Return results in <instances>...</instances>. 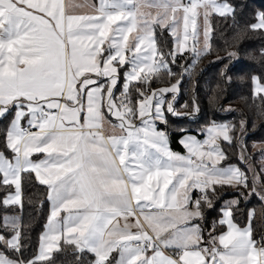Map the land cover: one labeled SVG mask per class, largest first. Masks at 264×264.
<instances>
[{
  "label": "snow or ice",
  "instance_id": "1",
  "mask_svg": "<svg viewBox=\"0 0 264 264\" xmlns=\"http://www.w3.org/2000/svg\"><path fill=\"white\" fill-rule=\"evenodd\" d=\"M66 7H90L92 13L69 14ZM144 8L158 11L153 16ZM181 11L182 36L175 15ZM235 12L227 0H84L75 5L72 0L68 5L64 0H0V119L13 114L4 138L11 157L0 150V188L7 191L0 206L22 210L24 174H34L46 186L50 202L46 231L30 259L24 258L19 217L0 218V264H54L53 253L64 250L62 241L72 246L79 264L85 254H91L87 264H264V239L253 238L254 210L246 227L234 223L239 200L225 203L207 239L200 223L225 186L264 201V190L257 189L258 182L264 189V176L249 166L250 186L240 167L221 166L228 157L218 140L228 146L235 140L241 163H247L242 135H230L234 126L213 122L206 139H181L187 150L181 155L170 149L167 132L156 123L167 125L165 111L179 115L165 95L176 99L189 69L182 66L176 74L170 64L190 50L195 65V58L210 49L209 17L235 19ZM200 15L204 48L194 44L189 49L190 36L199 42ZM154 26L168 28L174 37L175 47L167 54L157 47ZM248 28L264 30V12ZM133 32L134 43H129ZM161 73L179 78L152 89ZM252 80L254 95L264 94L261 78ZM106 123L112 128L108 136ZM40 153L45 158H32ZM193 190L199 195L192 196ZM217 224L227 230L213 235Z\"/></svg>",
  "mask_w": 264,
  "mask_h": 264
},
{
  "label": "trees",
  "instance_id": "2",
  "mask_svg": "<svg viewBox=\"0 0 264 264\" xmlns=\"http://www.w3.org/2000/svg\"><path fill=\"white\" fill-rule=\"evenodd\" d=\"M227 2L236 8L235 19L219 15L209 17L212 31L207 54L195 58V65L194 56L189 53H184L183 57L177 56L176 63L170 64L176 74H180L183 68L189 71L184 75L180 90L172 103L179 115L167 116V125L157 127L167 132L170 149L173 152H181L177 142L184 134L201 137L203 128L212 125L213 122L234 126L230 135L236 137L242 135L247 161L252 164V170L263 176L259 171L258 162L262 153L252 151V146L264 143V99L262 96L252 95L251 78L256 76L264 82V56L261 55L264 50V32L252 31L248 26L254 24L257 12H264V1L227 0ZM154 27L157 47L167 54L171 50L172 39L166 28ZM229 53L235 55L230 56ZM123 70L120 69L121 75ZM178 78L179 75L170 77L161 73L158 78H154L151 88L169 85ZM194 106H198L199 111H194ZM11 115L0 119V150H4L9 157L11 153L4 148V138ZM241 121H244L243 134L240 132ZM220 146L228 157L221 164H235L248 175V166L239 159L240 148L237 142L234 140L233 146L222 142ZM249 184L251 186V180ZM259 185L261 186L260 182ZM240 191L238 188L227 186L218 189L213 208L205 209V219L200 222L206 239L208 230L219 217L224 203L232 200H239L233 211L234 223L237 226L248 225L249 212L254 210L253 238L264 239V201L258 195H248V190H243L244 195H240ZM6 195L7 191L0 188V197ZM22 202V210L18 206L7 208L0 206V218L4 215L20 216L24 233V258L30 259L35 254L38 236L47 215V189L35 180L33 174H24ZM220 231L221 228L217 226L213 234ZM61 243L64 250L53 253L54 264H79L74 258L72 246ZM90 259L91 254H85L84 264Z\"/></svg>",
  "mask_w": 264,
  "mask_h": 264
},
{
  "label": "rangeland",
  "instance_id": "3",
  "mask_svg": "<svg viewBox=\"0 0 264 264\" xmlns=\"http://www.w3.org/2000/svg\"><path fill=\"white\" fill-rule=\"evenodd\" d=\"M183 2H185V3H187V0H183ZM218 2H220L219 0H218ZM158 11V10H157ZM156 11V12H157ZM199 11H201V13H202V9L201 10H199ZM156 12H154V13H152V15L153 16H155L156 15ZM259 12H257L256 13V19H255V22L254 23H256L257 22V14H258ZM176 15V18H177V20L180 22V25H181V36H182V34H183V22H182V18H183V12L181 11V12H178V13H176L175 14ZM212 15H216V14H212ZM171 22L172 21H169V24H171ZM196 24H197V32L199 33V36H198V43L196 42V41H193L192 39H191V36H190V38H189V40H188V47H189V49H191V47L195 44V46H196V48H197V50H203V48H204V43H203V41H204V36H203V30H204V22H203V16L202 15H200V16H198L197 17V20H196ZM262 32H264V30H261ZM189 32L191 33V26L189 27ZM175 47V45H174V37L172 36V47H171V50L173 49ZM184 53H189V54H193L190 50L189 51H186V52H184ZM123 72H124V70L122 71V75H121V77H122V79H121V82L123 81ZM176 81V80H175ZM175 81H173L172 83H175ZM172 83H170L169 85H164V86H159V87H156V88H154V89H160V88H164V87H169ZM251 92H252V95H254V84H253V80H252V78H251ZM118 95H119V93H117ZM173 93H167L166 95H165V99H166V101L167 102H171V103H173V100H172V97H173ZM176 95V94H175ZM255 96V95H254ZM261 96L262 97H264V94H261ZM165 108H166V105H165ZM165 115H166V117L167 116H170V117H174V115H172L171 113H167L166 111H165ZM176 116V115H175ZM137 123H139V121H136ZM157 123V126L158 125H163L162 123H160L159 121H157L156 122ZM221 124H224V123H221ZM211 125H208V126H206V127H204L203 128V130H202V132H201V137H198V136H195L198 140H204V139H206V136H205V132H206V130H207V128L208 127H210ZM185 136H187V135H184V136H182V137H180L179 138V140H178V145L180 146V148H181V152H175V153H178V154H181V155H187V150L183 147V145L180 143V141H181V139L183 138V137H185ZM194 136V135H193ZM223 141L222 140H218L217 141V143L220 145V143H222ZM252 151H257V152H260V153H262L261 155H260V158L258 159V162L260 163V168H259V171L262 169V168H264V143H259V144H253V146H252ZM231 165H235V164H231ZM246 165L248 166V177H249V180H251L252 181V176H253V172L252 171H249V166H251L252 164L251 163H249L248 161H247V163H246ZM221 166H228V165H222L221 164ZM235 166H237V165H235ZM251 169H252V166H251ZM242 170V169H241ZM243 171V170H242ZM263 174V176H264V173H262ZM257 189H258V191H261V190H264V189H262L261 188V186L259 185V182L257 183ZM225 204V203H224Z\"/></svg>",
  "mask_w": 264,
  "mask_h": 264
},
{
  "label": "crops",
  "instance_id": "4",
  "mask_svg": "<svg viewBox=\"0 0 264 264\" xmlns=\"http://www.w3.org/2000/svg\"><path fill=\"white\" fill-rule=\"evenodd\" d=\"M90 2L91 3H96L97 2V0H90ZM64 3H65V5H68V3H69V0H64ZM72 3H73V5H75V4H81V3H84V0H72ZM158 9H155V8H152V9H149V8H144V9H142V11H144L145 13H148V12H151V13H154V12H156ZM66 12H68L69 14H77V15H79V14H91L92 13V9L90 8V7H83V8H79V7H66ZM166 30H167V33L170 35V33H169V29L168 28H166ZM135 36H136V33L135 32H133V33H131V34H129V43H134V38H135ZM170 37H171V39H172V36L170 35ZM107 42H105V44H104V47L105 48H107ZM12 118H13V114L11 115V120H12ZM11 120H10V122H11ZM10 124V123H9ZM22 124L25 126V127H27V124H26V122H23L22 121ZM33 131H35V129H33ZM103 134L105 135V136H108V135H111L112 134V128H111V125L110 124H105L104 125V131H103ZM184 135H190V134H184ZM184 135H182V136H184ZM181 136V137H182ZM193 136V135H192ZM179 140V139H178ZM34 160H40V159H43V158H45L44 157V154L43 153H40V154H37V155H34L33 157H32ZM33 176H34V174H33ZM35 178V177H34ZM36 180V179H35ZM37 181V180H36ZM38 182V181H37ZM39 183V182H38ZM45 186V185H44ZM46 187V186H45ZM196 192H198L199 193V191L198 190H193V192L191 193V195L193 194V193H196ZM49 214H50V202L47 200V215H46V219H45V221H44V224H43V227H42V230H41V232H40V234H39V236H38V241H37V246H36V251H35V254H34V256L37 254V252H38V245H39V242H40V236L42 235V233H44L45 231H46V229H45V225H46V223H47V221H48V217H49ZM62 216L64 215L63 213L61 214ZM221 215H222V213H221V211H220V213H219V217L217 218V220L216 221H218L220 218H221ZM18 217H19V219H20V216L19 215H17ZM123 223V221H121V224ZM194 223H195V221H194ZM217 226L219 227V228H221V231L220 232H218V233H216V234H213V235H218V234H220L221 232H225L226 230H227V227H226V225H223V226H221V225H218L217 224ZM247 226V224L246 225H244V226H238V227H240V228H244V227H246ZM133 231H135V229H133ZM257 241H261V240H259V239H257ZM63 242V241H62ZM115 255V254H114Z\"/></svg>",
  "mask_w": 264,
  "mask_h": 264
},
{
  "label": "built area",
  "instance_id": "5",
  "mask_svg": "<svg viewBox=\"0 0 264 264\" xmlns=\"http://www.w3.org/2000/svg\"><path fill=\"white\" fill-rule=\"evenodd\" d=\"M197 195H199V193H198V192L194 193V195H193V196H197Z\"/></svg>",
  "mask_w": 264,
  "mask_h": 264
},
{
  "label": "water",
  "instance_id": "6",
  "mask_svg": "<svg viewBox=\"0 0 264 264\" xmlns=\"http://www.w3.org/2000/svg\"><path fill=\"white\" fill-rule=\"evenodd\" d=\"M261 1H264V0H261Z\"/></svg>",
  "mask_w": 264,
  "mask_h": 264
}]
</instances>
